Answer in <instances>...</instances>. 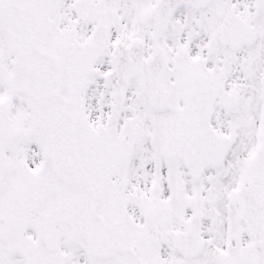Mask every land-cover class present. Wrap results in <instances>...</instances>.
Segmentation results:
<instances>
[{
	"label": "snow or ice",
	"instance_id": "6c2138e0",
	"mask_svg": "<svg viewBox=\"0 0 264 264\" xmlns=\"http://www.w3.org/2000/svg\"><path fill=\"white\" fill-rule=\"evenodd\" d=\"M0 264H264V0H0Z\"/></svg>",
	"mask_w": 264,
	"mask_h": 264
}]
</instances>
